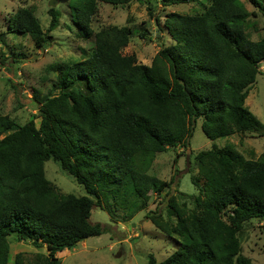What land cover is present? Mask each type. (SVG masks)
Instances as JSON below:
<instances>
[{
  "label": "trees",
  "instance_id": "obj_1",
  "mask_svg": "<svg viewBox=\"0 0 264 264\" xmlns=\"http://www.w3.org/2000/svg\"><path fill=\"white\" fill-rule=\"evenodd\" d=\"M98 1L69 0L73 21L94 43L87 58L60 68L52 87L57 93L38 99L39 126L0 114V264H9L11 234L47 249L20 251L14 264H61L59 252L108 230L91 220L95 206L112 199L131 217L146 209L151 193L173 183L149 174L157 154L186 145L199 119L211 139L264 136V123L246 105L264 63V36L253 39L247 31L256 11L241 0H162L198 8L168 13L164 25L173 43L148 65L124 53L133 27L92 29ZM246 1L264 15V0ZM49 11L52 27L58 12ZM8 26L29 34L38 49L48 42L28 6ZM50 159L87 194L65 193L52 182L45 169ZM195 161L193 182L205 180L200 192L172 195L167 219L150 216L178 246L162 261L150 254L148 264H255L241 252L239 231L246 221L264 219V153L247 158L227 145L201 150Z\"/></svg>",
  "mask_w": 264,
  "mask_h": 264
},
{
  "label": "rangeland",
  "instance_id": "obj_2",
  "mask_svg": "<svg viewBox=\"0 0 264 264\" xmlns=\"http://www.w3.org/2000/svg\"><path fill=\"white\" fill-rule=\"evenodd\" d=\"M241 1L250 12H257L256 17L249 19L247 31L253 39L261 38L264 36V15L251 3ZM22 6L34 11L47 32L48 42L44 48L38 49L29 34L9 31L11 15ZM50 8L49 0H0V114H8L21 124L34 120L39 126L38 99L48 92L57 93L52 87L60 68L87 58L92 51L93 36H85L73 21L69 0H57L53 8L58 12V19L52 27ZM194 8L198 6L192 3L166 5L162 0H152V3L130 0L127 5H113L99 0L91 27L94 30L113 24L133 27L134 36L124 48V53H135L139 62L150 65L162 47L173 43L164 25L168 13L191 12ZM141 33L145 34L142 36ZM261 71L249 91L246 105L264 123V63ZM201 124L202 119H199L186 145L170 147L158 153L149 169V174L159 179H173L172 185L160 195L151 193L146 209L133 217L112 199L111 204L105 200L103 208L95 206L91 220L105 224L108 230L85 238L73 249L59 252L61 264H148L150 254L158 261L167 258L177 248V242L158 230L150 216L161 215L167 219L168 201L172 195L183 193L182 197L187 199L188 195L200 192L205 180L200 178V186L192 180V175L199 174L195 155L201 150L227 145L247 158L264 153V136L236 133L211 139L204 133ZM45 169L47 177L63 192L78 196L87 194L85 186L65 172L58 161H46ZM239 238L241 252L255 264H264V219L244 222ZM9 241V264H14L15 254L20 251L34 253L47 250L19 241L12 234Z\"/></svg>",
  "mask_w": 264,
  "mask_h": 264
},
{
  "label": "water",
  "instance_id": "obj_3",
  "mask_svg": "<svg viewBox=\"0 0 264 264\" xmlns=\"http://www.w3.org/2000/svg\"><path fill=\"white\" fill-rule=\"evenodd\" d=\"M56 4H57V0H49V5L51 7H55Z\"/></svg>",
  "mask_w": 264,
  "mask_h": 264
}]
</instances>
